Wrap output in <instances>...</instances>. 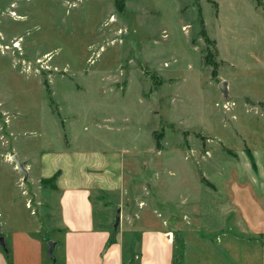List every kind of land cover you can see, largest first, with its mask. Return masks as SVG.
I'll return each instance as SVG.
<instances>
[{
    "label": "rangeland",
    "instance_id": "obj_1",
    "mask_svg": "<svg viewBox=\"0 0 264 264\" xmlns=\"http://www.w3.org/2000/svg\"><path fill=\"white\" fill-rule=\"evenodd\" d=\"M66 147L124 151V190L96 201L112 238L125 228L124 264L153 226L172 229L177 264H262L232 197L238 185L264 205V0H0L11 264H62L60 247L48 254L61 195L39 158Z\"/></svg>",
    "mask_w": 264,
    "mask_h": 264
},
{
    "label": "crops",
    "instance_id": "obj_2",
    "mask_svg": "<svg viewBox=\"0 0 264 264\" xmlns=\"http://www.w3.org/2000/svg\"><path fill=\"white\" fill-rule=\"evenodd\" d=\"M124 159V151L113 147H66L47 150L41 154V177L50 178L57 173L55 191L61 195L64 228L60 226V236L56 239L60 242L55 247L61 248L62 264H124L125 228L121 226L120 233L117 234L119 236L114 237L108 245L112 239L107 219L109 216L104 212L98 215L96 211V201H100L99 198L97 200L99 194L124 190ZM232 198L248 229L262 237L264 264V205L249 190L238 185L233 188ZM139 230V240L136 243L139 249L135 247V250H139L137 264H177L171 228L153 226ZM14 262L18 264L17 259ZM0 264H10L1 249Z\"/></svg>",
    "mask_w": 264,
    "mask_h": 264
},
{
    "label": "water",
    "instance_id": "obj_3",
    "mask_svg": "<svg viewBox=\"0 0 264 264\" xmlns=\"http://www.w3.org/2000/svg\"><path fill=\"white\" fill-rule=\"evenodd\" d=\"M220 87H221L224 91H226V90H227V83H226V81H222V82L220 83ZM11 159H12V161L15 162L16 167H17L20 171H22V172L24 173V176H25V177H27V176H28V173H29L28 168L26 167L24 161H22V160L20 159V157L18 156V154H13V155L11 156ZM119 222H120V217H117L116 225H118ZM1 244H2L3 248L5 249V248H6V245H5V243H4V238H3V237L1 238ZM48 246H49L48 254H49L53 259H55V256H54V249H55V246H56V242L53 241V240H50V241L48 242Z\"/></svg>",
    "mask_w": 264,
    "mask_h": 264
},
{
    "label": "trees",
    "instance_id": "obj_4",
    "mask_svg": "<svg viewBox=\"0 0 264 264\" xmlns=\"http://www.w3.org/2000/svg\"><path fill=\"white\" fill-rule=\"evenodd\" d=\"M56 177H57V173L51 177V180H52V182H53V187H54V188L56 187V185H55ZM43 182H44V181H43ZM112 240H113V238L110 239V241L108 242V245L112 242ZM10 264H11V263H10Z\"/></svg>",
    "mask_w": 264,
    "mask_h": 264
}]
</instances>
